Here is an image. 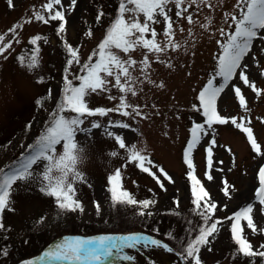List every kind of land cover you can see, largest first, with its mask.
<instances>
[{
	"label": "rangeland",
	"instance_id": "374dc122",
	"mask_svg": "<svg viewBox=\"0 0 264 264\" xmlns=\"http://www.w3.org/2000/svg\"><path fill=\"white\" fill-rule=\"evenodd\" d=\"M45 2L46 0H13V6L10 7L7 0H0V34L7 33L17 23L23 25L22 30H17L20 43H13L12 48L5 52L4 56H0V170L9 171V165L16 167L22 165L25 161L24 157L29 154V145L35 142L38 134L43 130L63 88L65 53L62 41L56 35L59 22H50L45 25L33 18L31 23H26V20L32 17L33 7L39 10ZM69 2L70 0H63L65 8L68 7ZM236 2L237 0H222V2L211 0L212 8L201 6L200 9L193 5L185 13V16H193L195 23L192 24H189L186 19L173 17L176 21L175 40L182 47L179 51L170 49L167 55L161 58L171 62L174 67L169 69L164 64L155 62L151 55L149 57L153 61L150 69L152 79L157 83L162 81L166 87L158 89L145 82L141 85L143 92L137 97H130L142 106L143 111L148 113L151 119L139 120L138 118L137 122L123 118L131 124V129H113L117 133H123L126 136V142L131 141L136 143L137 147L145 148L146 154L153 162L163 167L174 180V183H169L158 169L153 168L152 171L160 176L167 189V191H162L156 180L142 172L134 163H129L122 170L124 187L131 191L137 200L154 198L158 201L153 208L149 209L155 214L150 217H140L137 207H114L110 203V194L107 192L108 177L114 169L125 163L126 153L124 150H118L114 140L104 135L102 127L93 129L88 137L84 134L77 136V140L86 145V160L80 168L86 173L88 184L91 185V187L86 184L76 186L77 198L83 203V212H66L58 217L54 199L39 191L38 182H17L13 186L14 190L10 197L11 207L15 211L6 209L3 213L6 230H0V236H2L0 242L5 240L20 243L31 235L43 234L45 241L50 242L43 247L46 242L37 241L33 250L37 253L26 262L60 264V262L41 261L38 256L48 245L55 241L58 242L59 238L62 239L63 235L78 234L75 236H80L81 233L77 231H82L83 225L89 224L95 227L92 229V235L95 232L102 235H126L137 232L134 230L126 233L111 232L129 230L119 229L120 221L116 217L117 214L126 212L136 219H150L157 214L175 209L174 198H179L180 201V208L177 210H184L188 207L193 198L190 182L187 179L189 170L184 162L183 154L190 139L193 121L202 123L204 120L202 114L194 111L192 106L199 104L197 100L199 91L214 75L216 58L220 53L217 40L224 39L216 30L220 27L227 29V25L224 24V13L232 12ZM108 4L116 6L110 9ZM117 7V0H77L75 10L70 13L66 11L65 15L68 20L66 39L73 46H79L81 62L87 60L105 36V31L111 18L115 16ZM98 8L103 9L105 16L99 23H96ZM207 18H212V24L205 29L201 25L208 22ZM88 27H91L93 31L91 38L84 34ZM155 27L158 33H162L164 24L161 23ZM180 28L184 31H179ZM37 34L47 37V43L38 42L41 48V67L34 72H28L20 65L17 57L26 50L30 53L35 46L30 45L28 41ZM11 38V35L6 36V42ZM158 39H163V36H158ZM262 47L264 44H261L259 40L254 41L252 52L245 58L244 63L249 66V79L254 81L259 88L264 89V76L261 75V72H264V53L260 51ZM253 54L256 56V62L252 59ZM5 56L7 59L4 58ZM133 56L138 60L142 58L140 51L133 53ZM72 72L78 73V66H74ZM134 75H139V73L134 72ZM40 77L44 78L43 83L37 82ZM220 82H222L220 78H217V83ZM233 83L240 86L244 92L250 112L245 113L240 107L238 99L231 90V85L218 100V110L226 116L249 117L252 120L250 126L264 151V95L257 98L255 93L244 86L238 78ZM49 89H51V98L46 100L42 106L38 105L37 100L46 97ZM116 94L113 90V95ZM114 103L110 102L106 95L93 94L89 98L91 107H113ZM153 104L156 108L152 107ZM144 105L147 107H143ZM111 117L121 119L115 113L111 114ZM97 119H100L102 124H107V117ZM28 124H31L30 129L26 127ZM214 127L218 146L214 148V167L211 170L213 180L208 181L206 178V173L209 171L206 147L210 137H204L201 144L194 150L193 161L195 174L201 179L212 199L219 206L227 204L225 210L218 209L216 212V217L224 218L255 199V189L259 187L258 171L264 165V156L257 155L252 150L246 135L233 125ZM132 129H138V131L133 132ZM165 132L167 136L164 135ZM220 145L226 147H220ZM227 148L231 149V153L226 150ZM61 149L62 146H57V152ZM113 150L119 151L118 157L108 155ZM233 155L235 156L234 161ZM216 160H222L223 164L217 166ZM41 167L42 165L33 166V170L38 172ZM218 168H222L223 171L217 170ZM222 178H226L229 185L234 186V189H229L231 199L226 197L221 190ZM149 189L152 191L149 192ZM248 189H250V195L246 198L245 194ZM96 202L100 204L99 214L95 207ZM260 207L264 206H257V210L253 213L258 229L264 228V214L261 213ZM188 215L189 213L181 216L184 219L180 218L177 223L181 225V221L188 220ZM42 217L43 222H41ZM231 223L232 221H225L212 244L211 252L206 248L202 249L201 257L205 264H252V258L241 256L232 259L230 253L234 247L228 233ZM173 234L184 233L175 231ZM186 234L188 235L187 231ZM89 235L91 234L83 237H89ZM245 235L253 244L254 249L264 243V234L258 232L253 235L246 227V222ZM125 251L135 257L134 262L110 259L105 264H153V262L154 264H180L175 254H169L162 249H126ZM256 258H259V261L262 260L260 257Z\"/></svg>",
	"mask_w": 264,
	"mask_h": 264
},
{
	"label": "snow or ice",
	"instance_id": "6c2138e0",
	"mask_svg": "<svg viewBox=\"0 0 264 264\" xmlns=\"http://www.w3.org/2000/svg\"><path fill=\"white\" fill-rule=\"evenodd\" d=\"M7 2L10 7L13 6V0H7ZM117 4L116 14L111 18L105 36L84 62H81L79 46H73L66 39L68 20L65 13L75 10L77 0H70L67 8L63 0H46L39 10L34 6L32 17L26 20V23H31L34 18L35 21L45 25L50 22H59L56 35L60 37L65 53L63 88L43 130L38 134L35 142L29 145V154L24 157L25 162L18 167L9 165V171L0 170V230H6L3 222L5 210L15 211L11 207L10 197L14 190L13 186L17 182H38L39 191L54 199L58 217L66 212H83V203L77 198L76 186L86 184L91 187V185L88 184L86 173L80 168L86 160V145L78 141L77 136L84 134L88 137L93 129L103 127L104 135L114 140L118 150H124L126 153L125 163L114 169L108 177L107 192L110 194V203L114 207H137L140 217H150L155 214L149 209L158 203L156 199L137 200L135 195L124 187L122 170L129 163H134L142 172L152 176L162 191H167V189L160 176L152 171L153 168L158 169L169 183H174L173 178L164 168L155 164L146 154L145 148H139L131 141L126 142V136L113 129H131V124L123 118L137 122L138 118L139 120L151 119L139 103L130 99L143 92L141 85L145 82L158 89L166 87L162 81L157 83L152 79L150 69L153 61L149 59L150 55L154 57L155 62L172 69L174 65L161 57L166 56L170 49L179 51L182 47L175 40L176 21L173 17L186 19L189 24H192L195 23L193 16H185L189 8L193 5L197 9L201 6L212 8L213 4L211 0H117ZM104 16L103 9L98 8L96 23H99ZM207 20L206 24L201 25L202 28L208 29L211 26L212 18H207ZM161 23L164 24V28L162 33H158L155 26ZM224 24L227 25V29L220 27L216 30L224 39L217 40L220 53L216 58L214 75L199 91L197 95L199 104L192 106L194 111L202 114L204 120L202 123L193 121L190 139L183 154L184 162L189 170L187 179L190 182L193 210L199 218V223L193 225L191 220L187 221L188 235L183 240L173 236L172 232L165 233L166 239L162 240L158 238V229H153L157 236L144 233L99 235L89 238L66 236L49 246L40 257L41 261L60 262V264H105L110 259H116L134 262L135 257L127 253L126 249H162L169 254H175L180 264H204L201 257L202 249L206 248L211 252L212 244L225 221H232L229 230L236 246L230 253L232 259L239 256L252 258V264H254L255 258L260 257L264 264V243L254 249L253 244L245 235V222L253 235L258 232L264 234V228L258 229L253 217L257 206H264V165L258 171L259 187L255 189V199L224 218L216 217V212L218 209L225 210L227 204L219 206L195 174L193 152L204 137H210L206 147L207 169L209 170L206 178L208 181L214 178L211 170L214 167V148L218 146L214 126L233 125L246 135L252 150L257 155L264 156L262 146L258 143L253 128L250 126L252 120L247 116L237 118L222 115L217 107L221 95L231 85V90L238 99L240 107L245 113L250 112L244 92L240 86L233 83L237 78L243 82L244 86L250 88L257 98L264 95V89L259 88L254 81L249 79V66L244 63L245 58L252 52L254 41L259 40L261 44H264V0H237L233 11L224 13ZM22 28L23 25L17 23L7 33L0 34V56H4V53L12 48L13 43H20L17 30H22ZM179 31L183 32L184 29L180 28ZM84 34L91 38L92 28L88 27ZM8 35L12 38L6 42ZM160 35L163 39H158ZM40 41L47 43V37L40 34L31 37L28 42L35 47L30 50V53L26 50L17 57L20 65L28 72H34L41 67V48L38 43ZM138 51L142 54L139 60L133 56V53ZM260 51L264 53V47L260 48ZM4 58L7 59L6 56ZM252 59L256 62L255 54ZM74 66H78V73L72 72ZM134 72H138L139 75H134ZM261 75L264 76V72H261ZM217 78H220L222 82L217 83ZM37 82L43 83L44 78L40 77ZM113 90L117 93L116 95H113ZM93 94L106 95L110 102H115L114 106L91 107L89 98ZM50 98L51 89L48 90L46 97L37 100V104L42 106ZM152 107L156 108V105L153 104ZM113 113L121 119H112L111 114ZM105 117L108 118L107 124H102V121L97 119ZM26 127L30 129L31 124ZM132 131L137 132L138 129H132ZM164 135L167 136V132ZM57 146H62L60 152H57ZM220 147L226 146L220 145ZM118 150H113L108 155L118 157ZM226 150L231 153L230 148ZM215 163L218 166L223 164V161L216 160ZM41 165L40 171L33 170V166L40 167ZM217 170L223 171L222 168ZM222 185L223 194L231 199L229 189H234V186L229 185L226 178H222ZM151 191L149 189V192ZM173 203L175 208L179 209V198H174ZM95 207L99 214V202H96ZM260 211L264 214V207H260ZM172 214L180 215L178 211ZM43 219L42 217L41 222ZM173 240L178 243V247L171 243ZM0 254L6 255L7 252L0 250ZM26 264H36V261H28Z\"/></svg>",
	"mask_w": 264,
	"mask_h": 264
},
{
	"label": "trees",
	"instance_id": "16d2710c",
	"mask_svg": "<svg viewBox=\"0 0 264 264\" xmlns=\"http://www.w3.org/2000/svg\"><path fill=\"white\" fill-rule=\"evenodd\" d=\"M109 1V0H108ZM109 8L112 9L113 6L115 7L116 5L114 4H108ZM180 208V207H179ZM194 206L192 204V201L189 203L188 207L185 208L184 210H177L172 209L164 212L163 214H157L154 217L150 219H136L130 216L126 212H122L120 214H117V219L120 221V226L119 229H129L125 230L124 232H119V231H111L115 233H126L127 231L134 230L137 233H144V234H152L154 236H157V233L153 232V229H158V238H161L162 240L166 239L165 233L172 232H181L184 234H173V236L179 237L181 240L187 238V228L189 227L187 224V221L191 220L193 222V225L199 223V218L196 216L194 212ZM178 211L180 213L179 216L172 214L173 212ZM189 213V219L181 221V225L178 224V220L181 218V216L186 215ZM184 219L183 217L181 220ZM88 227V229H86ZM92 229H95V227L90 226L89 224L83 225L82 226V231H77L80 232V236H84L87 234H91ZM96 231V230H95ZM229 237H231V233L229 230ZM93 234H97L96 232ZM78 235V234H75ZM2 238V236H0ZM45 241V235L43 234H36V235H31L28 237L26 240L21 241L20 243H15L11 241H2L0 242V250H6L7 254L3 255L0 254V264H22L23 261L28 260L35 256L34 254L37 253V251H34V246L37 241ZM232 241V239H231ZM46 243L43 245L46 246L48 244V241H45ZM172 244L176 245L177 247L179 246L178 243L173 240L171 241ZM232 245L235 248L236 246L234 245L232 241ZM33 252V253H32ZM241 257V256H239ZM257 264H262V260L259 261V258H255V262ZM205 264V263H204Z\"/></svg>",
	"mask_w": 264,
	"mask_h": 264
},
{
	"label": "bare ground",
	"instance_id": "6f19581e",
	"mask_svg": "<svg viewBox=\"0 0 264 264\" xmlns=\"http://www.w3.org/2000/svg\"><path fill=\"white\" fill-rule=\"evenodd\" d=\"M246 198H248L249 197V195H250V189H248L247 191H246Z\"/></svg>",
	"mask_w": 264,
	"mask_h": 264
}]
</instances>
